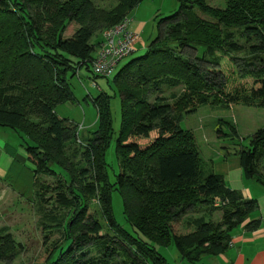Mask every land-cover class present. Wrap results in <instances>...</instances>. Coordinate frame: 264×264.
I'll return each mask as SVG.
<instances>
[{"label":"trees","instance_id":"1","mask_svg":"<svg viewBox=\"0 0 264 264\" xmlns=\"http://www.w3.org/2000/svg\"><path fill=\"white\" fill-rule=\"evenodd\" d=\"M96 1L0 0V127L29 142L25 159L13 162L29 172L40 224L63 229V239L52 245L44 264H168L156 246H174L190 264L218 255L240 226L259 228L258 220L247 221L257 203L226 187L221 175L204 170L194 135L180 122L202 106L264 109V0H222L223 7L206 0H176L178 10L158 22V27L165 25L164 34L111 77L108 82L120 96L115 142L119 172L113 183L105 163L112 134L109 95L92 98L98 127L83 140L78 126L55 112L60 104H75L70 80L82 69L92 73L103 31L128 18L145 0H117L108 9ZM93 37L99 38L92 42ZM197 47L203 49L202 58L186 57V49ZM241 53L245 56L237 57ZM224 57L236 63L240 77L251 78L248 91H224L218 71ZM176 88H181L178 94L164 96L166 89ZM229 127L235 136L234 126ZM237 156L244 178L264 187V129ZM42 175L57 185L41 182ZM113 191L138 236L115 222ZM52 199L67 209L65 220L53 209L42 211ZM197 207L220 212V221L188 217L186 231L177 232L175 224ZM20 249L8 230L0 229V264H10Z\"/></svg>","mask_w":264,"mask_h":264},{"label":"rangeland","instance_id":"2","mask_svg":"<svg viewBox=\"0 0 264 264\" xmlns=\"http://www.w3.org/2000/svg\"><path fill=\"white\" fill-rule=\"evenodd\" d=\"M116 2L117 0H98L95 4L108 9L114 6ZM206 2L213 7H223L224 5L222 0H206ZM178 6L176 0H145L130 13L127 18L128 27L130 32L137 35L136 40L133 42L134 52L119 63L114 74L129 60L143 55L147 46L155 38L164 34L165 25L158 27V22L174 14L178 10ZM200 16L207 18L204 15ZM71 26L75 27L76 25ZM69 31L70 29L65 33V37H68ZM97 38L93 37L92 42H95ZM202 52L203 49L197 47L195 51L186 49L184 54L189 58H195L196 56L202 58ZM243 56L245 54L241 53L237 57L241 58ZM238 63L241 64V61H238ZM202 67L208 69L210 66L202 64ZM209 69L216 70V68ZM218 71L223 75L225 92L233 91L235 87L238 89L244 88L245 91L250 88L251 78L240 77L238 66L230 58L224 57L222 59ZM111 77L93 78L92 73L82 69L79 71V76L77 75L70 80L71 90L76 99L75 104H60L56 107L55 112L60 118L74 122L79 128V138L83 140L88 133L94 132L98 127L97 112L93 106L92 98H95L101 92L109 95L112 134L109 146L105 151V163L109 182L113 183L119 172L115 142L120 126V96L111 82H108ZM180 91L181 88L166 89L164 96H168L171 92L178 94ZM219 120H223L224 123L219 125ZM229 125L234 126L235 136H231ZM180 126L183 130L193 133L195 144L203 160L204 170L221 175L225 186L234 191L235 189L231 186H238V184H231L230 186L228 173L235 172L237 168L241 171L237 152L242 148H247L251 137L258 130L264 129V109L239 104L227 108L202 106L197 108L196 111L185 115L180 122ZM27 143L29 142L21 134L0 127V170L7 173L11 167L7 179L4 175L3 178L0 176V229L6 228L15 243L21 244L19 253L10 264H44L52 245L63 239L62 227L53 226L48 230L40 224L41 213L37 210V200L31 194L29 172L23 173L20 163L13 162L14 158L25 159ZM24 164L27 167L29 166L26 161ZM51 168L55 172L61 173L59 167L52 166ZM19 172L24 175L19 176ZM242 179L246 183L242 186L246 189L253 186L250 191L252 195L255 196L256 192L264 191V187L255 180L245 179L243 174ZM40 181L53 187L57 185V181L48 176H40ZM49 196L50 193L46 197ZM250 199L256 202L255 197ZM44 208L45 210L42 209L43 212L53 209V211L60 214V218L64 216V220L66 219L67 209L60 208L53 199L49 200ZM111 208L115 222L134 237L138 236L123 213L122 199L116 191L111 193ZM91 209L93 212L97 209L94 201L91 204ZM202 215L207 218L210 217L214 222H218L221 218V216L218 217V215H221L220 212L206 213L203 208L197 207L183 216L179 220V224H175L176 231H186L183 224L188 217ZM96 217H98V222L105 226L103 217L98 213ZM106 230L103 229V232H106ZM65 246L66 243L63 244V247ZM156 249L168 264L180 263L181 257L174 246H156Z\"/></svg>","mask_w":264,"mask_h":264},{"label":"crops","instance_id":"3","mask_svg":"<svg viewBox=\"0 0 264 264\" xmlns=\"http://www.w3.org/2000/svg\"><path fill=\"white\" fill-rule=\"evenodd\" d=\"M98 40L101 42L102 36ZM10 169L11 167L9 168V171ZM7 173L0 170L1 178H3V175L5 176V174ZM228 175V177L230 178V186L231 184H238V186L231 187L235 189L234 191L237 190V192L241 194L242 198L250 199L252 197H255V200L257 202V209L249 216L247 221L258 220L260 222V226L257 230L254 231H247L243 227V225L240 226L232 233L229 246L224 252L214 256H205L198 262L193 264H264V191L262 190L256 192L255 196L252 195L250 191L253 189V186L247 187V189L242 186L246 185V183L242 179L241 171L238 168L235 172L228 173ZM218 217L220 218V215H218ZM179 264L190 263H187L180 258Z\"/></svg>","mask_w":264,"mask_h":264},{"label":"built area","instance_id":"4","mask_svg":"<svg viewBox=\"0 0 264 264\" xmlns=\"http://www.w3.org/2000/svg\"><path fill=\"white\" fill-rule=\"evenodd\" d=\"M134 40H136V35L128 29L127 18L119 24L104 30L101 44L91 63L93 75L102 78L113 76L119 63L133 53ZM213 206L217 208L219 203L215 202Z\"/></svg>","mask_w":264,"mask_h":264}]
</instances>
